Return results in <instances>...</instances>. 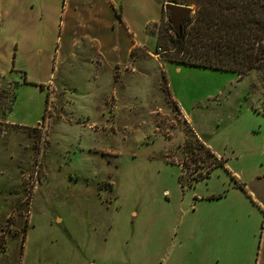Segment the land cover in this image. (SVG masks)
Returning <instances> with one entry per match:
<instances>
[{"label":"rangeland","instance_id":"374dc122","mask_svg":"<svg viewBox=\"0 0 264 264\" xmlns=\"http://www.w3.org/2000/svg\"><path fill=\"white\" fill-rule=\"evenodd\" d=\"M27 1L19 0L23 13ZM67 1L52 0L50 23L35 32L2 0L0 264H253L244 245H226L243 234L245 242L257 206L233 186L264 171V68L172 62L165 72L153 60L171 54L163 10L129 69L99 73L66 57L82 40ZM56 45L64 57L52 65ZM119 79L122 106L110 113L109 86ZM225 207L231 238L194 236L192 224L204 222L208 234Z\"/></svg>","mask_w":264,"mask_h":264},{"label":"crops","instance_id":"0c3cea01","mask_svg":"<svg viewBox=\"0 0 264 264\" xmlns=\"http://www.w3.org/2000/svg\"><path fill=\"white\" fill-rule=\"evenodd\" d=\"M10 1L9 6L13 10L14 16L22 17V22L27 23L22 26H29L27 30L35 32H41L44 29L42 23H50L53 3H56V0H53V3L52 0H49L50 2H48V0H29L25 5L26 11L23 13L19 0ZM1 5L2 0H0V13ZM71 6L72 8L69 9ZM154 6H156L155 12L153 10ZM65 15L67 22L82 25V40L81 42L77 39L71 41V45L69 46L71 50L66 52V57L72 54L73 56L69 57H77V60H79L77 62H81L82 60L84 63H90L100 73L101 69L114 71L116 67L121 68L123 66V68L126 69L128 66L132 65L131 56L133 55V47L135 45L142 46L145 44L147 38L145 33L143 36H141V33L143 30L148 31L147 26L149 23L156 22L162 17L163 8L161 0H68L66 3ZM156 16L157 18L153 19ZM76 45H80V47L76 49ZM143 50L148 52L144 48ZM63 55L64 53L61 54L60 48L56 45L54 54L51 53L50 55L51 63L54 60L60 62L64 57ZM55 58H57V60ZM153 60H156L158 66L164 68L165 72L167 70L166 63H168V65H173V61L164 60L165 63L161 64L162 62H159L156 58ZM174 64H176L175 67L178 69L177 65L180 63L174 62ZM7 68L9 67H0V77L4 76L3 72L6 71ZM92 77L101 79V74L99 77H96L95 74ZM24 78L26 79L25 75ZM99 83H101V81H99ZM126 87V84L120 79L115 80V83L109 86V91H112L108 94L109 99L111 95H113L114 98V104L110 106V113H116L121 108L122 89ZM104 93L97 84L96 88L93 87L91 91V94H95L99 98L101 95H104ZM171 97L174 100L172 94ZM178 109L186 118V112L180 104H178ZM96 111L97 110H95V112ZM106 112L107 108L103 100V106L99 110V114L105 118ZM219 159L221 163L224 162L221 158ZM239 180L241 181L236 185L237 188L233 186L237 189L234 191L238 192L241 190L239 194L242 195L243 192L248 199L255 201L257 206L250 210L253 218L251 221L249 220L250 226H248L246 231L245 242L242 239L244 238L243 234L241 239L228 240L226 246L233 249L236 248L237 245H244L246 248L245 254L253 264H264V171L257 173L254 178L250 177L244 181H242V179ZM249 187L251 189H249ZM228 210V207L216 210L215 214L223 215L221 224H215L210 221V232L208 234L204 232L207 230V226L204 222L198 225L195 224L196 227L192 224L191 231L194 232V236L195 234L201 233L200 237L213 240V237L210 236L211 233H216L219 230L220 233H227V237L224 240H226L230 234L233 236L231 232L232 229H229L231 225L227 226L226 224L227 218L232 217ZM238 240L242 242H238Z\"/></svg>","mask_w":264,"mask_h":264},{"label":"trees","instance_id":"16d2710c","mask_svg":"<svg viewBox=\"0 0 264 264\" xmlns=\"http://www.w3.org/2000/svg\"><path fill=\"white\" fill-rule=\"evenodd\" d=\"M164 1L194 5L173 32L167 60L240 73L264 68V0Z\"/></svg>","mask_w":264,"mask_h":264},{"label":"water","instance_id":"95a60500","mask_svg":"<svg viewBox=\"0 0 264 264\" xmlns=\"http://www.w3.org/2000/svg\"><path fill=\"white\" fill-rule=\"evenodd\" d=\"M162 7L167 13L166 20L171 26L173 32L179 31L181 29L182 22L190 13L191 8L188 5L172 2H164Z\"/></svg>","mask_w":264,"mask_h":264}]
</instances>
